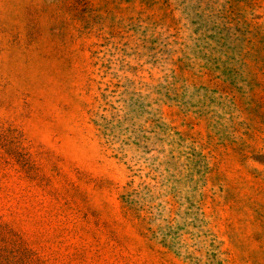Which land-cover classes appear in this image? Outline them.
<instances>
[{
    "label": "rangeland",
    "instance_id": "374dc122",
    "mask_svg": "<svg viewBox=\"0 0 264 264\" xmlns=\"http://www.w3.org/2000/svg\"><path fill=\"white\" fill-rule=\"evenodd\" d=\"M0 264H264V0H0Z\"/></svg>",
    "mask_w": 264,
    "mask_h": 264
}]
</instances>
